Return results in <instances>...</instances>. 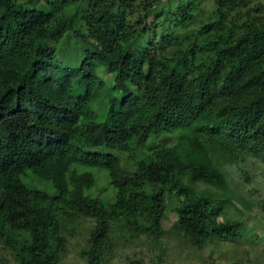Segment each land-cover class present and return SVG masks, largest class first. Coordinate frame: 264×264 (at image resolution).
I'll return each mask as SVG.
<instances>
[{"label":"trees","instance_id":"1","mask_svg":"<svg viewBox=\"0 0 264 264\" xmlns=\"http://www.w3.org/2000/svg\"><path fill=\"white\" fill-rule=\"evenodd\" d=\"M248 156L264 163V0H0V264H59L87 221L86 264L162 252L170 202L197 249L253 242L233 194L195 187L226 191L220 167Z\"/></svg>","mask_w":264,"mask_h":264},{"label":"rangeland","instance_id":"2","mask_svg":"<svg viewBox=\"0 0 264 264\" xmlns=\"http://www.w3.org/2000/svg\"><path fill=\"white\" fill-rule=\"evenodd\" d=\"M135 151L142 156L143 152L139 149L135 148ZM117 156L121 160L126 159L125 154L118 153ZM220 168L226 175V191L201 182L196 183V189L209 190L211 193L215 192L220 195L233 194L232 196L237 199L234 198L231 203L226 204L227 216L240 217L248 227H254L252 235L257 239L253 242L248 240L223 241L216 246L197 249L189 244L182 233L172 231L177 217L172 210L174 206L170 202L162 222L165 231V236L161 239L163 251L155 250L151 254L152 249L147 248L148 245L143 242L145 240L134 241L126 248H121L120 245L109 264H253L254 260L264 264V213L260 209L264 207V163L248 156L238 166L224 165ZM87 170L92 172L93 169L87 168ZM97 175L99 176L95 179L90 194L93 197H105L107 201H112L114 195L106 177L101 174ZM220 220L222 217L219 218ZM88 227L91 228L90 221L85 222L81 230L76 229L75 233L78 232L79 235L69 238L59 264H86L80 253L85 248V239L88 237L85 230ZM157 256L160 258L156 259ZM6 261L7 264H15L7 255Z\"/></svg>","mask_w":264,"mask_h":264}]
</instances>
